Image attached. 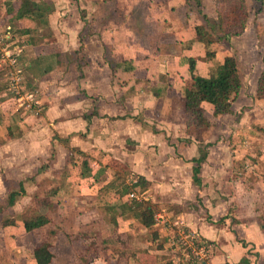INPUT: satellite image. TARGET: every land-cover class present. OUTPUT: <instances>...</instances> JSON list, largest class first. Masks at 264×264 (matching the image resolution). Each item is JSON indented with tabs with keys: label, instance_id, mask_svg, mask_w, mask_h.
Instances as JSON below:
<instances>
[{
	"label": "crops",
	"instance_id": "1",
	"mask_svg": "<svg viewBox=\"0 0 264 264\" xmlns=\"http://www.w3.org/2000/svg\"><path fill=\"white\" fill-rule=\"evenodd\" d=\"M6 1L14 3L16 0H0V21L6 15L2 7ZM33 1L56 2L55 13L47 17L49 29L43 30L34 19L11 20L4 26L9 29L13 41L23 47L20 64L24 70V84L30 89L37 86L42 114L24 111L16 119L18 115L8 97L7 75L2 74L6 79H0V198L9 194L7 182L31 178L49 162L50 152L51 155L55 153V163L65 162V149L58 147L57 157L55 139L49 136L50 131H56L62 137L71 136V140L64 141V148L78 150L88 162V168L80 167L82 172L77 181L80 189L87 185L86 193L107 194L117 200L109 210L123 213L114 217V224H121L118 234L129 232L134 239L135 228L150 232L148 245L141 253L125 254L126 264H166L170 260L166 256L165 240L159 243L163 231L159 230L158 223L153 230H148L121 207L129 201L123 189L138 176L149 181L150 187L135 196L157 205L177 227L184 226L202 240L211 252L207 264H242L243 260L246 264H264V99L256 98L257 84L249 91L241 90L232 104L231 115L213 120L209 105L204 104L213 124L205 134L208 157L201 166V183L196 186L193 168L197 165L194 159L200 156L199 143L187 134L169 143L168 138L180 129L164 121L167 114L171 115L180 107L175 100L184 91V78L187 77L184 75H188V80L192 76L188 59L195 56H191V49L183 50L184 43L194 41L192 47L201 57L207 53V46L197 40L192 13H187L188 22L180 29L183 35L171 40L173 50L166 51L172 61L170 69L149 66L141 73L139 63L143 53L126 38L131 34L130 26L137 34L143 30L139 31V23L135 25L128 20L132 3L137 0H119L120 5L125 4L122 8L125 21L122 16L114 17L116 10L100 13L99 0H93L94 8L91 7L83 20L69 15L70 7L74 8L77 1ZM64 2L69 11H61L65 8L61 7ZM139 2L147 4L148 0ZM171 3L183 5L184 0ZM86 20L93 22L94 28L88 36L91 38L83 41L86 49H82ZM158 29L166 30L165 35L175 34L173 28ZM81 50H84L82 54ZM117 51L128 53L137 68L136 73L127 72L131 66L110 55ZM217 54L215 51V56ZM226 56L223 55V59ZM80 65H83V73L81 71L78 77L79 71L74 66ZM3 70L0 68V72ZM184 70L185 73H181ZM180 111L182 115L181 107ZM90 114L93 116L87 123L85 116ZM142 120L150 125L137 124ZM76 162L73 166L78 168L80 162ZM118 167L124 172H119ZM100 168L105 169L104 176L95 180ZM28 190L26 185L27 195ZM124 224L128 226L122 232ZM152 231L158 232V238L151 235ZM29 234L22 223L7 227L0 224V240L6 244ZM13 255L21 264H36L31 251H13ZM80 259L85 258L80 255ZM192 260L188 259V263L194 264ZM55 263L54 253L51 264Z\"/></svg>",
	"mask_w": 264,
	"mask_h": 264
},
{
	"label": "rangeland",
	"instance_id": "2",
	"mask_svg": "<svg viewBox=\"0 0 264 264\" xmlns=\"http://www.w3.org/2000/svg\"><path fill=\"white\" fill-rule=\"evenodd\" d=\"M72 1L77 2L74 3V8L70 7L69 15L76 16L82 20L87 18L90 13L89 11H91V7L94 6V1ZM173 1L176 0H148L147 4L140 3L139 0H137V3H132V11L128 16V20L131 23H135V25L139 23L140 25L137 24V26H139V31H141V29L143 30L137 34L135 29L130 26L131 34L129 33L126 35V38L128 37V42L129 44H132L131 46H134L135 48V46L138 45L136 46V48H140L138 52L143 53V58L139 63V72L142 73V71L149 68V66L158 67L166 71L170 69L172 61L169 59L166 51L170 52L173 50L174 43H171L172 39L177 40L178 36L183 35V33L180 32V29L187 24V13L189 12L192 13L193 18L195 19L196 25L194 24V26L201 27L204 36L209 32L212 42L210 43L211 45L207 46L208 53L206 54L213 53V51L218 53L215 57H210L208 55L201 57L197 50L192 47L194 41L188 40L184 43L185 47L183 50L191 49V56L193 55L196 58L197 70L194 72L195 76H212L218 65L223 61V55H233L238 59L240 64V70L243 75L244 90L249 91L255 87L263 69L264 0H200V7L195 0H184L183 5L176 6L171 3ZM55 3L47 4L49 5L48 9H52L50 15L56 11ZM99 3L100 5L98 8L100 13L103 14L116 10L114 17L122 16L123 18L124 13L122 8L125 6L124 3L120 5L119 0H99ZM66 5L67 3L65 2L61 5V7H65L61 11H69ZM117 11L121 13L119 14ZM202 15H206L209 19L215 21V23H212L215 25L214 31L209 26V22L202 18ZM123 21H125L124 18ZM84 22H86V24L82 34L83 39L81 38V45H83L82 49L86 46L83 41L85 40L87 42L86 38H91L88 36L94 28L93 22H88V20ZM1 23L5 25L6 21L2 20ZM58 23L60 22H57V25H59ZM192 25L193 24H190L191 27ZM5 27L6 26H4V28ZM159 27L161 29L164 27L169 29L173 28L175 34L172 36L165 35L167 31H159ZM45 28L49 29V26H42L43 30ZM225 36L229 38L223 39ZM187 37L188 36H185V38ZM219 37H222V41L220 42L217 40ZM35 39L36 41L39 40L38 38ZM210 39L207 38L208 41H211ZM130 51L134 52L135 50ZM83 52L84 50H81V54ZM118 52L119 51H117V54L110 53V55H115L116 60L121 58L124 63L129 64L132 68H127V72L133 74L136 73L137 68L133 65L132 59L128 58V53L123 51ZM74 69L79 71V74L77 73V75L80 77L83 65H80L79 67L74 66ZM3 71L0 72V79L2 80L5 78L4 73H6L7 69L4 68ZM181 73H185V70L181 71ZM2 74L4 76H2ZM184 76H187L184 78L186 86L188 75ZM72 77H74V75ZM34 87L35 88L32 86L33 89H38L37 86ZM11 104L15 115L19 116H17L16 119H19L24 114V110H18L16 104ZM40 114H42V108L37 115ZM167 115L164 121L169 124H174L176 128L180 129L178 133H173V135L168 138L169 143L172 141L177 142L180 137H184L187 134V129L184 128V120L181 115L180 107H177L171 115ZM143 120L137 121V124L150 125ZM165 122H162V125H165ZM49 136L50 139H55L54 151L57 152V157L60 153L57 148L62 147L65 149L66 154H64L63 157L65 162L62 164L57 161L52 164L46 174L42 175L34 182L27 181L29 194L24 198H19L14 207L7 209L4 213L0 214V224H3L6 221L21 223V217L29 209L35 206L36 196L45 197L47 192L55 191L56 188L59 189L54 197V201L58 205L57 210L51 214L52 220L49 225L41 230L32 232L26 238H17L12 244H6L0 240V264H21L18 259H15L13 251L16 253H28L32 251L38 243L46 239H49L52 243L51 250L56 255L55 264H126L125 254L134 252L141 253L142 249H145L148 245L147 238L150 236V232H146L144 229L135 228L134 239H132L129 232L122 233L128 226L124 224L121 228L122 236L119 235L118 231L120 232L121 224L120 226L114 224V217L117 216L119 212H117L118 210H116V212L109 210V206L112 202H117V200L115 201L112 196L107 194H100L99 196L95 195V193L88 194L86 193L87 185L85 186V189H80L77 185V181L78 175H81L82 170L80 166L77 168L74 167L71 162H68L69 157H71H68V155L71 153V155H74L72 158L79 162H83L82 159L85 157H82L81 159V154L78 150L72 149V151H67V149L64 148V141L66 139L71 140V136L69 138H66V136L62 137L56 131H54V133L53 131H50ZM75 138H77V136ZM50 156L51 152L49 153L48 158ZM61 166L63 168H58ZM114 168L115 170L117 169L116 167ZM119 172H122L121 168H119ZM74 174L75 178L72 179ZM124 178L126 181L125 176ZM14 182L15 181L7 182L8 190L9 187L14 186ZM124 183L125 182H121V184ZM137 194L139 195V193ZM7 196L8 194L1 197L0 200L2 201L0 203L4 202ZM157 223L159 230L163 231L159 243L165 240L166 256L167 258H170L166 264H189L188 259L196 261L197 258L191 251L188 239L185 238L186 235H191L193 233H189L184 226L177 227L172 223L171 219L160 210L157 212ZM53 232L55 233L54 235H52ZM200 241L201 244H204L202 240ZM120 254H124V256L120 257ZM80 255H83L85 259L81 260ZM96 255L99 257L97 260L94 258ZM210 255L211 252L208 251L205 256L199 257V259L208 262ZM71 258H75V260L72 261ZM194 264H200V262L197 260V263Z\"/></svg>",
	"mask_w": 264,
	"mask_h": 264
},
{
	"label": "trees",
	"instance_id": "3",
	"mask_svg": "<svg viewBox=\"0 0 264 264\" xmlns=\"http://www.w3.org/2000/svg\"><path fill=\"white\" fill-rule=\"evenodd\" d=\"M195 2L199 7L201 6L200 0H195ZM48 6L49 5L46 3H36L33 0H16L14 3L6 1L2 6L3 11L6 13L3 20L8 23L11 20L34 19L44 27L47 25L48 14L52 12V9H48ZM202 18L209 22V26L214 31L215 25L212 23H215V21H212L206 15H202ZM194 31L199 42L203 43L205 46L211 45L210 43L212 40L210 39L209 32H207L206 36H204L202 28L198 26H195ZM207 38L211 41H208ZM228 38L229 37L225 36L223 39ZM217 40L218 42L222 41V37H219ZM206 55L210 57L215 56V51ZM262 63V73L257 82L256 98L258 100L264 99V53L262 56ZM188 65L192 76L188 82H186L182 95L175 100V103L181 107L182 118L187 129V135L199 143L200 156L197 159H194V162L197 165L193 168V184L199 186L201 183L199 177L201 166L208 157V145L204 143L205 134L213 124L212 120L207 115V109L204 104L209 105L213 120H216L224 115H231L232 104L238 98L241 90L243 89V75L240 70L239 61L233 55L226 56L222 63H220L216 68L215 73L210 77L195 76V58H189ZM92 116L93 114L85 116L87 123H90ZM80 154L82 159L84 154ZM70 156L71 157H69L68 162H71L72 165L77 164V162L75 163V160L72 158L74 155H71L70 153ZM55 160V153H53L49 162L43 164L35 175L26 181L16 182L14 183V186L9 187V194L6 200L0 203V214L4 213L7 209L14 207L19 198H24L27 195V181L34 182L42 173L48 171L52 164L55 163ZM82 160L83 162H80V167L83 169L88 168L87 160L85 158ZM123 172L124 171L122 170V173ZM104 173L105 169L100 168L94 179L98 180L104 176ZM106 187H108V185L105 186V188ZM149 187V181L141 176L136 177L135 180L123 189L124 194L128 195L129 201L125 202L121 207L124 208L127 214L140 226L148 230H153L157 224L156 218L157 212L159 211L158 206L145 201V199H139L136 196H131L138 195L137 193H143L147 191ZM58 190L59 189L56 188L55 191L47 192L45 197L36 196L35 206L29 209L21 217V223L23 224V228L26 233L41 230L51 223V214L57 210L58 206L54 201L55 194ZM121 214L122 213H119V215ZM13 223L12 221H6L3 223V226L7 227L13 225ZM54 234L55 233L53 232L52 235ZM151 235L155 239L158 238V232L156 231H152ZM51 249L52 243L49 239L38 243L31 251V256L35 260L36 264H51L54 259V253ZM123 256L124 254H120V257ZM97 257L98 255L94 258ZM246 263V260L242 261V264Z\"/></svg>",
	"mask_w": 264,
	"mask_h": 264
},
{
	"label": "built area",
	"instance_id": "4",
	"mask_svg": "<svg viewBox=\"0 0 264 264\" xmlns=\"http://www.w3.org/2000/svg\"><path fill=\"white\" fill-rule=\"evenodd\" d=\"M13 40L9 29H5L0 24V68L7 69L8 97L12 103L16 104L18 110L37 115L43 106L40 94L38 90L25 87L24 70L20 64L23 47ZM131 196L135 197V195ZM185 238L188 239L191 251L197 258L194 262L197 263L198 260L200 264H207L205 260L199 259L208 253L206 246L201 244L195 234L186 235Z\"/></svg>",
	"mask_w": 264,
	"mask_h": 264
}]
</instances>
